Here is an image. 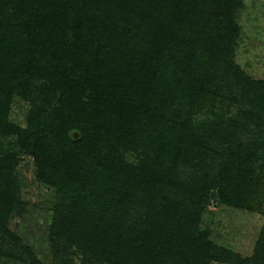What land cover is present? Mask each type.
I'll use <instances>...</instances> for the list:
<instances>
[{
    "label": "rangeland",
    "instance_id": "rangeland-1",
    "mask_svg": "<svg viewBox=\"0 0 264 264\" xmlns=\"http://www.w3.org/2000/svg\"><path fill=\"white\" fill-rule=\"evenodd\" d=\"M20 1L26 5V0ZM97 1L82 3V20L94 16L98 21L92 24L98 32H95L96 39H87L79 59L80 51L73 50L79 40L70 36L63 38L69 46L74 41L68 51L70 58H75L73 66L83 63L81 68L76 67L74 74L76 81L83 83L81 93L87 92V87L93 89L99 78L100 68L87 70L83 56L90 55L93 44L99 45V38L108 40L112 17L101 16L105 10L112 11L115 4L135 8L131 17L119 24L121 28L127 20L133 33L138 35L132 38L133 44L138 45L131 52L132 57L143 56L145 43L160 32L159 25L163 22L152 21L155 20L152 17L159 20L168 17L167 13H189L190 17L196 16L195 20L209 23L207 27L218 24L224 31L227 29V42L218 45L221 50L216 57L224 60V50L234 69L231 63L223 67L217 64L211 65L209 73L211 68L206 71L197 68L196 58L188 56L187 48L179 53L169 50L165 69L158 76L163 77L162 86L171 81L178 99L158 114L159 119L147 112L146 118L132 128L123 127L116 117L118 128L104 124L106 131L102 137L115 144L119 149L117 156L120 154L114 162L110 161L111 173L121 174V180L113 187L98 184L80 192L76 202H72L66 191L70 183L64 187L44 181L43 162L38 163L22 149L17 136L0 138V158L6 160L0 168V192L14 199L9 207L0 202V264H183L185 259L182 261L180 252H163L161 246L156 244L154 248L153 242L146 239L152 224L157 223L153 229L156 235L166 234L171 227H185L183 221L200 241L211 242L212 250L204 255L206 264H264V0H159L157 5V0ZM8 4L9 9L17 11L16 5ZM102 4L104 9H100ZM68 6L80 12L77 3L71 1ZM153 10L157 11L156 16ZM36 14L28 11L13 18L10 25H0L2 51L11 48L8 42L13 39L27 46L26 50L44 41L56 40L58 35L54 29L59 27L52 25L43 13L37 14L41 24L32 31L33 36L29 35L30 26L26 30L21 28L22 23H27L26 18L37 17ZM232 28L235 32L228 35ZM213 32L222 33L217 32V27ZM119 63L117 56L113 66L121 68ZM219 75L223 84L219 88L221 92L215 95L212 88L209 100L197 98L199 85H193L194 77L211 79ZM51 85L50 92L59 96L60 91L53 92L59 84L53 81ZM67 86L60 94V101L72 85ZM137 86L148 88L144 78ZM151 94L150 98L154 97ZM77 97L71 92L64 99L67 104L52 102L49 111L59 110L60 106L72 110ZM153 107L157 104L150 111ZM31 110L32 105L15 94L8 120L26 129ZM117 115V112L112 114L106 121ZM159 161L162 166L156 165ZM141 164L148 166L151 174L164 173L155 188ZM136 166L142 168L145 179L136 171L138 168L133 169ZM76 170L74 183L84 179L87 173L90 176L92 171L85 164ZM123 177L131 181L126 182ZM171 180L173 185L169 186ZM128 198L130 226L125 232L123 229L118 232V224L125 221L115 218L112 214L115 208L107 205L121 204ZM166 202L178 208L172 218L163 213ZM113 220L115 223L109 226ZM144 239L150 242L147 243L150 249L144 247ZM175 248L184 250L178 244Z\"/></svg>",
    "mask_w": 264,
    "mask_h": 264
},
{
    "label": "trees",
    "instance_id": "trees-1",
    "mask_svg": "<svg viewBox=\"0 0 264 264\" xmlns=\"http://www.w3.org/2000/svg\"><path fill=\"white\" fill-rule=\"evenodd\" d=\"M71 1L78 4L80 12L70 10L68 4ZM86 1L26 0V5L24 6L20 0H0V25H10V21L17 15L30 11L32 14H45L49 17L52 25L59 27L54 29V32L58 35L56 40L44 41L30 46L26 50L25 47L27 46L13 39L8 42L11 48L7 51L0 49V138L6 139L11 136H17L19 146L27 153L32 154L35 161L38 163L43 162L41 168L44 172L43 178L46 183L64 187H67L70 183V189L68 187L66 191L69 193L72 202H76L78 193H83V191L89 190L95 185L111 184L113 187L115 183L121 180V174L111 173V166H113L111 162H114L113 160H116L120 154L117 156L119 149L115 144L102 137L105 135L102 132L106 131L103 127L104 124L111 127L117 125L118 128L116 117L123 127L132 128L136 123L140 124L146 118L147 112L154 113V117L157 115L156 118L160 117L158 114L163 110L166 111L167 107L172 106L173 100L178 99L179 94L175 91L171 81L162 86L163 77L158 76V73L165 69L167 64L165 60L169 50H172L173 53L177 50L179 53L187 48L189 51L188 56H195L197 68L204 71L211 68L209 73L212 72L211 65L218 64L223 67L231 63L229 55L225 54L224 50L225 61L223 58L220 60L216 57V53L221 50L218 45H224L227 42V29L224 31L218 24L212 26V28L207 27L209 23H203L198 18L195 20L196 16L194 14L190 17L189 13L178 12L173 15L167 13L168 17H161L159 20H157V17H152V19H155L152 21L163 22L159 25L161 30L155 36V39L153 37V40L145 43L147 45L142 51L143 56L132 57L131 52L138 46L133 44L132 38L138 35L133 33L132 25L127 20L128 17H131V13L135 8H127L124 3L115 4L112 11L108 12L105 10L101 16L110 15L112 17L108 25V28H110L107 32L109 34L107 36L108 40L99 38V45L93 44L94 48L89 52L90 55L83 56L87 70H94V67L96 69L100 68L99 78L96 79L93 89L87 87V92L81 93L83 83L76 81L74 74L78 67L81 68L83 63L73 66L72 61L75 58H70L68 51L69 47L74 45V41L69 46L63 38L70 36L74 40H79L78 46L76 45L73 48L74 52L78 53L80 51L77 59H79L85 45L88 44L87 39H96L97 33L95 34V32H98V30L92 23L98 20L93 19L94 16L91 18V15L84 20L81 18L82 3L86 4ZM98 1L102 2V0ZM150 1L154 2V0ZM158 1H155L156 5ZM105 2L112 3L111 0H106ZM8 3L16 5L15 9L17 11L13 12L9 9L8 7L11 6ZM100 9H104L103 4ZM7 11L8 14L5 16ZM144 13L147 14L146 11ZM153 14L156 16L157 11L153 10ZM124 18H127L126 23H124ZM39 20L40 17L38 16L26 18L25 22L27 23H22L21 28L28 29L27 26H30L29 35L33 36L34 32L32 31L36 30L41 24ZM122 20L124 22H122V27L120 28L119 24ZM216 27L217 32L222 33L213 32ZM234 32L235 28H232L228 35H233L232 33ZM58 39H60V42L57 41ZM113 55L119 56V67L121 66V68L116 69V65L113 66L116 63V57ZM4 60L7 62H1ZM76 63L78 64L77 60ZM231 66L234 69L232 63ZM125 77L130 79L124 80ZM158 77L159 79H157ZM219 77L220 75L211 79L201 78V76L194 77L193 85H199L196 89L197 98L204 102L209 100V92L212 88L215 90L214 94L218 95L221 92V89H219L220 85H223ZM44 78L50 81L42 82ZM142 78H144V84L147 82L148 88L143 86L139 88L137 86V83L141 82ZM53 81L59 84L57 88H54L53 92L58 90L60 94H62L63 90L68 89L69 86L67 85H72L70 90L66 91L64 97L62 98L61 96V101L60 94L58 96L50 92L49 87L52 86L51 82ZM153 82L155 85L154 89ZM147 90H150L149 93L146 92ZM71 92L75 97L78 96L77 99L75 98L76 101L72 110H65L60 106L59 110L49 111L52 107V102L65 101L67 104V99H64ZM151 93L154 97L150 98ZM15 94H18L32 105L29 124L26 129L16 127L8 120L9 108ZM47 95L49 96L47 97ZM156 104L157 107H153V110L150 111V108ZM77 107L80 110H76ZM116 112L119 115L114 116L107 122L108 117L112 114L115 115ZM156 118L155 121L157 120ZM145 125L148 126L146 123ZM189 125L191 126V124ZM75 131L80 133L78 140H74L71 137L72 132ZM1 154L0 156H2ZM179 157L182 158L183 156L179 155ZM5 161L0 158V168H3ZM84 164L89 169H92L90 176L87 173L84 179L77 180L74 183L73 175L78 174L76 167ZM141 165L146 171L149 170L148 166ZM156 165L162 166L163 163L159 161ZM133 169H136L143 179L146 178L142 175L140 166H136ZM2 173L5 172L2 170ZM147 173L149 174L148 179L153 181L152 188H155V184H158L160 179H162H159V176L162 177L164 175V173L158 175L157 172L151 174V171H147ZM123 178L126 182L131 181L127 177ZM164 181H166L165 178ZM160 185H162L161 182ZM172 185L171 180L169 181V186ZM125 197L123 198L126 199ZM8 199L9 195L4 196L0 192V202L6 204V207H9L12 204V200H14L13 198ZM8 202L11 203L8 204ZM107 207L110 209L115 208L112 213L114 217H120L125 221L121 225L118 224V232L122 229L124 232L126 229L128 230V226H130L128 224L130 219L128 215H130L131 207L129 198L121 204L118 202L113 206L107 205ZM107 207L104 205V209ZM162 210L164 214L166 213L168 217L172 218L171 216L176 214L178 208L175 204L171 205L166 202ZM181 220L183 221V219ZM183 222L185 227H171L166 230V234L157 233L156 235L153 229H155L157 223L155 225L152 224V227H149L151 230L146 239L153 242L154 248L156 244L161 246L163 252H180L182 261L185 259L183 264H206L204 255H207L212 250L211 242L200 241L194 232L190 230L188 224L185 221ZM113 223H115L114 220L111 221L109 226ZM122 233H120L121 238L124 237ZM147 243L145 242L144 247L150 249ZM176 244L184 246V250H177L175 248ZM175 263L178 264L177 262Z\"/></svg>",
    "mask_w": 264,
    "mask_h": 264
},
{
    "label": "water",
    "instance_id": "water-1",
    "mask_svg": "<svg viewBox=\"0 0 264 264\" xmlns=\"http://www.w3.org/2000/svg\"><path fill=\"white\" fill-rule=\"evenodd\" d=\"M71 137H72V139H74V140H78L79 139V133L78 132H73L72 134H71Z\"/></svg>",
    "mask_w": 264,
    "mask_h": 264
}]
</instances>
